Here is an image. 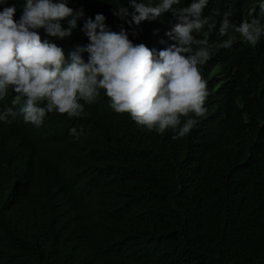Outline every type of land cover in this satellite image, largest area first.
I'll return each mask as SVG.
<instances>
[{
    "label": "trees",
    "instance_id": "trees-1",
    "mask_svg": "<svg viewBox=\"0 0 264 264\" xmlns=\"http://www.w3.org/2000/svg\"><path fill=\"white\" fill-rule=\"evenodd\" d=\"M250 1L209 0L204 15L219 9L221 19ZM23 2L7 0L0 11L15 5L18 22ZM137 2L154 6L159 0ZM192 2L182 0L179 7ZM67 4L74 13L83 10L69 38L39 30L66 55L89 43L82 28L97 14L104 15L110 30L123 27L134 44L157 52L167 47L166 33L179 22L167 12L130 26L113 15L121 6L131 13L129 0ZM215 34L218 24L208 36ZM253 64L244 87L241 79L235 86L222 84L223 66L213 75L208 107L230 123L225 129L204 121L174 140L171 130L149 132L127 114H116L103 90L79 118L52 112L37 127L18 117L14 128L33 158L31 170H38L0 177V230L26 228L42 237L31 233L17 248L0 246V264H83L57 250L58 244L91 251L85 264H264V60L255 57ZM245 72L244 64L242 77ZM13 96L10 92L1 104L11 106ZM50 184L70 206L75 231L52 233L45 211Z\"/></svg>",
    "mask_w": 264,
    "mask_h": 264
},
{
    "label": "clouds",
    "instance_id": "clouds-1",
    "mask_svg": "<svg viewBox=\"0 0 264 264\" xmlns=\"http://www.w3.org/2000/svg\"><path fill=\"white\" fill-rule=\"evenodd\" d=\"M208 2L193 0L190 6L179 7L182 0H159L154 6L129 0L131 13L124 6L113 12L130 26L157 20L167 12L178 18L166 33L169 44L158 52L142 43L134 44L123 27L119 32L110 30L104 15L97 14L82 28L89 43L70 49L66 55L56 43L42 39L39 30L58 40L72 35L83 10L74 13L67 0H24L18 22L14 20L15 5L0 11V101L14 93L11 106L0 102V177L38 170H31L33 158L13 121L19 117L25 124L38 127L52 112L79 118L85 104H92L101 90L116 114H127L149 132L171 130L174 140L187 137L204 121L212 127L227 128L230 123L225 117L215 116L208 107L213 75L223 66L219 77L222 84L235 86L241 79L244 87L254 72L253 59L264 60V0H251L236 11L224 13L221 19L219 9L204 15ZM6 3L0 0V5ZM217 24L218 34L209 37ZM219 86L215 85V91ZM71 134L78 135L77 130L72 129ZM58 193L59 189L50 184L45 200L47 222L54 234L73 232V213ZM31 233L37 239L42 237L39 231L26 228L0 230V246L17 248L25 242L21 238ZM57 250L67 251L69 257L83 264L92 255L69 244H58Z\"/></svg>",
    "mask_w": 264,
    "mask_h": 264
}]
</instances>
